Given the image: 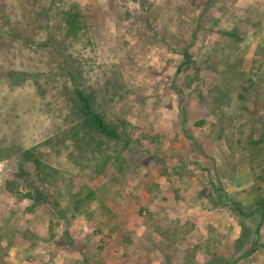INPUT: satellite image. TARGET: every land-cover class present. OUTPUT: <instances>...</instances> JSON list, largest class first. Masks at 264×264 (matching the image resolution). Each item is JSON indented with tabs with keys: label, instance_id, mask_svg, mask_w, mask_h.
I'll use <instances>...</instances> for the list:
<instances>
[{
	"label": "rangeland",
	"instance_id": "374dc122",
	"mask_svg": "<svg viewBox=\"0 0 264 264\" xmlns=\"http://www.w3.org/2000/svg\"><path fill=\"white\" fill-rule=\"evenodd\" d=\"M263 202L264 0H0V264H264Z\"/></svg>",
	"mask_w": 264,
	"mask_h": 264
},
{
	"label": "trees",
	"instance_id": "16d2710c",
	"mask_svg": "<svg viewBox=\"0 0 264 264\" xmlns=\"http://www.w3.org/2000/svg\"><path fill=\"white\" fill-rule=\"evenodd\" d=\"M64 22L66 24L67 32L70 35H77L83 28V19L79 10L70 9L64 12ZM75 100L77 102V107L79 111V129L82 130L84 134H87L89 138H94V136H103L108 139H119V131L118 127L115 124L110 123L106 120L105 116L102 112L97 111L94 108V97L92 94H87L82 90L75 91ZM30 156L25 157V160H29ZM35 162V166L37 168L40 167V161L36 158L33 159ZM29 195V194H28ZM258 214L261 215L264 213V202L261 207L258 209ZM247 217H252L255 213L248 211L244 213ZM259 223V222H258ZM263 223H264V215H263ZM244 236L239 237L236 240L238 243L237 249L242 248L245 245H249L248 250L243 252L240 257H246L253 251L257 244L260 241V234L256 231L252 233L248 230L244 231ZM251 233V235H249ZM255 234V235H254ZM239 257V258H240ZM230 264V262H228Z\"/></svg>",
	"mask_w": 264,
	"mask_h": 264
},
{
	"label": "water",
	"instance_id": "95a60500",
	"mask_svg": "<svg viewBox=\"0 0 264 264\" xmlns=\"http://www.w3.org/2000/svg\"><path fill=\"white\" fill-rule=\"evenodd\" d=\"M262 220H263V218H262ZM261 224H262V221L259 223V226L257 227V232H259Z\"/></svg>",
	"mask_w": 264,
	"mask_h": 264
},
{
	"label": "crops",
	"instance_id": "0c3cea01",
	"mask_svg": "<svg viewBox=\"0 0 264 264\" xmlns=\"http://www.w3.org/2000/svg\"><path fill=\"white\" fill-rule=\"evenodd\" d=\"M260 227H262L261 229H264V223H262L261 224V226ZM260 230V229H259ZM260 232V231H259ZM262 232V231H261ZM262 238H264L263 236H261Z\"/></svg>",
	"mask_w": 264,
	"mask_h": 264
}]
</instances>
